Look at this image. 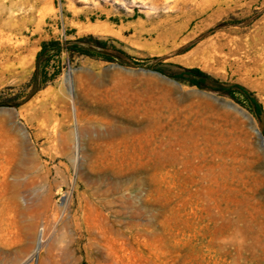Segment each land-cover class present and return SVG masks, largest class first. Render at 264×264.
Wrapping results in <instances>:
<instances>
[{"label": "rangeland", "instance_id": "rangeland-1", "mask_svg": "<svg viewBox=\"0 0 264 264\" xmlns=\"http://www.w3.org/2000/svg\"><path fill=\"white\" fill-rule=\"evenodd\" d=\"M14 2L0 0V50L16 48L0 51V264H25L41 233L26 264H264V79L191 56L224 35L259 48L264 0ZM134 7L140 25L88 30ZM87 36L118 57L38 59ZM180 67L212 78L192 86Z\"/></svg>", "mask_w": 264, "mask_h": 264}, {"label": "bare ground", "instance_id": "bare-ground-1", "mask_svg": "<svg viewBox=\"0 0 264 264\" xmlns=\"http://www.w3.org/2000/svg\"><path fill=\"white\" fill-rule=\"evenodd\" d=\"M14 1L16 0H12L13 4L15 3ZM24 1L25 0H18V2L20 3H24ZM131 1L133 3H137L139 0H131ZM22 10L24 12L22 13V16L20 17V20L23 22L32 20L33 11L30 9L24 10V7ZM88 30L94 33L116 35V33H114L112 29H110L107 25H98L95 27H90L88 28ZM242 39L237 40L234 38H230V36L228 37L225 35L221 37L217 36L214 39L208 40L206 42H202L191 53V56L200 60V62L203 63V65L208 68L209 67L212 68L214 66L224 64L226 65V67H229V68L238 67L239 70H242L243 72L245 71L249 74L255 73L257 75H261V79H264V40L262 41L261 46L256 49V46H254V44L252 43V41L253 42L255 41L254 40L251 41V36L249 39L248 38H246L245 40H242ZM160 40L162 41L163 39H161L160 37ZM171 42H172V38L169 36L166 39V43L169 44ZM172 45L173 46L176 45V42L173 41ZM0 51H4L3 57L6 58V56H8L10 58L13 54H15L16 48L11 43L8 46H5L4 49ZM63 83L69 86L70 93L73 94L74 91H73L72 71H69L66 74V76L63 78ZM255 132L257 133L260 140L262 141L261 132L257 128H255ZM43 239H44V234L41 233L35 250L24 261L25 264L28 263L30 260H32L34 256L38 254L41 244L43 242Z\"/></svg>", "mask_w": 264, "mask_h": 264}, {"label": "trees", "instance_id": "trees-1", "mask_svg": "<svg viewBox=\"0 0 264 264\" xmlns=\"http://www.w3.org/2000/svg\"><path fill=\"white\" fill-rule=\"evenodd\" d=\"M54 47L55 54L56 56H60L63 50H66L70 54H78V55H88V56H99L103 57L104 59L110 61L113 60L111 56L101 54L100 52L93 51L90 49V46H93L95 48H101V49H108L109 41L107 40H101L98 39L94 36H87V37H82L76 41L73 42H67L65 44V47L61 46L58 42H50V43H43V50L42 52L38 55V59H41L44 55H46L49 50V46ZM122 54H126L122 51H120ZM51 60V57H48L47 63L49 64ZM182 70L174 75V78H176L179 81L186 82L192 86H197L200 88H204L205 84L207 83L208 80H210L212 77L207 74L206 72L198 69V68H182ZM160 72L165 73L163 69H160ZM55 76H53L52 79H54ZM50 77L47 76V73L43 69L42 71V79H41V84L45 85L48 83L50 80H52ZM34 84V81L32 82ZM215 90L225 92L228 95H230L232 98L237 99L236 94L240 93L246 97V99L249 102V107L250 110L252 111H257L258 109L261 108L260 103L258 100L253 96V94L248 91L245 87L241 85H230V86H225L220 84L218 87H216Z\"/></svg>", "mask_w": 264, "mask_h": 264}, {"label": "crops", "instance_id": "crops-1", "mask_svg": "<svg viewBox=\"0 0 264 264\" xmlns=\"http://www.w3.org/2000/svg\"><path fill=\"white\" fill-rule=\"evenodd\" d=\"M128 13H127V20H123L121 18H117L115 16L116 13L112 14L114 16L113 18V23L110 22H106L104 23V25H107L110 29H112V31H125L127 28L130 29L132 28L133 24L134 25H140L141 24V16H140V12L137 9V7H134L132 10L128 9ZM80 20H77L76 22H78ZM128 26V27H127Z\"/></svg>", "mask_w": 264, "mask_h": 264}, {"label": "water", "instance_id": "water-1", "mask_svg": "<svg viewBox=\"0 0 264 264\" xmlns=\"http://www.w3.org/2000/svg\"><path fill=\"white\" fill-rule=\"evenodd\" d=\"M97 51L100 52L101 54H104V55H108L111 57H118L116 54H114L110 51L104 50V49H97ZM261 137H262V145H264V136L261 135Z\"/></svg>", "mask_w": 264, "mask_h": 264}]
</instances>
